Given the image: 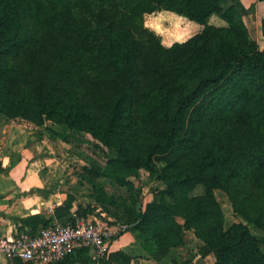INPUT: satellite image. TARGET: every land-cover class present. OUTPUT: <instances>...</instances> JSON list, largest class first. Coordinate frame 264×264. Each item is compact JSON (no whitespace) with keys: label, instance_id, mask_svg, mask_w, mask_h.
I'll list each match as a JSON object with an SVG mask.
<instances>
[{"label":"trees","instance_id":"1","mask_svg":"<svg viewBox=\"0 0 264 264\" xmlns=\"http://www.w3.org/2000/svg\"><path fill=\"white\" fill-rule=\"evenodd\" d=\"M231 1L224 9L228 0H0V123L50 122L115 152L104 167L77 173L94 207L69 191L53 217L20 219L18 230L34 235L70 222L74 205L84 218L97 206L126 227L112 240L131 231L157 264H189L172 254L189 231L213 264H264V237L243 223L225 229L214 196L224 192L234 213L264 232V48ZM159 12L202 29L165 47L144 27V16ZM213 16L225 26L210 25ZM261 30L264 40V20ZM141 170L164 186L146 204L109 197L99 181L132 192ZM198 186L203 194L190 196ZM89 251L58 264H91ZM131 260L118 251L105 264Z\"/></svg>","mask_w":264,"mask_h":264},{"label":"crops","instance_id":"2","mask_svg":"<svg viewBox=\"0 0 264 264\" xmlns=\"http://www.w3.org/2000/svg\"><path fill=\"white\" fill-rule=\"evenodd\" d=\"M255 0H244L245 4L254 3ZM255 7L262 9V2L256 1ZM174 15L172 13H167ZM194 26L193 31L202 29V26L189 22ZM198 27V28H197ZM201 30H199L200 32ZM192 34V30L186 32ZM165 42L169 47L175 39L170 35H165ZM178 41V40H175ZM56 142L43 128L32 125H10L9 128H0V165L2 169H7L12 159L19 161L15 167L5 173H0V236L12 237L21 226L20 219L29 216L39 215L42 219H50L54 216L55 208L62 205L66 199V194L73 189V182L61 180L55 174H45V169H49L54 160L52 155L55 152ZM87 165V164H86ZM85 166V165H84ZM77 183V182H76ZM82 186V185H81ZM90 194V192H88ZM88 194V195H89ZM90 199V198H89ZM82 203L77 199V203ZM82 204L95 206L90 199ZM96 211L88 215L89 220L97 221L100 226L113 229L112 218L107 213L101 211L96 206ZM77 210L73 206L71 213ZM201 246L192 231L185 233V245L172 250L173 253L181 254L188 251L192 246ZM124 252L131 256L130 264H157L147 254L144 246L139 242L131 231L122 233L117 239L111 241L110 253ZM90 256V251H89ZM185 260L183 258L181 262ZM213 264L214 258L209 255L201 257L194 252L193 264ZM0 264H29L21 260H8L0 255ZM79 264V263H72Z\"/></svg>","mask_w":264,"mask_h":264},{"label":"rangeland","instance_id":"3","mask_svg":"<svg viewBox=\"0 0 264 264\" xmlns=\"http://www.w3.org/2000/svg\"><path fill=\"white\" fill-rule=\"evenodd\" d=\"M244 0H239L240 6L247 11V14H242V20L246 25L251 38L258 44L260 49L264 48V40L262 36L261 24L264 20V0H259L262 2V9H257L255 3L245 4ZM234 4L233 1L228 0L223 4V8L226 9L230 5ZM241 12V11H240ZM168 12H159L151 15L144 16V27L149 31L155 33L159 38L163 46H167L165 42V35H170L175 40L174 42H184L191 38L193 35L199 33L198 31H193L192 25H189V21L183 17L177 15L167 14ZM209 24L215 27H223L225 23L217 16H213L209 20ZM198 28V27H197ZM192 30V34L188 35L186 32ZM28 125L27 122L16 121L10 123H0V128H9L10 125ZM32 125V124H29ZM34 126V125H32ZM38 128V127H37ZM43 128L47 133L48 130L54 129V131L61 132L67 135L69 141L67 143L62 142L60 139L55 140V152L52 155L50 168L45 169V174H55L64 182L68 179L73 182V189L77 192V199L84 203L90 201L88 197L89 187L84 185H77V173L80 168L86 164L92 162L97 163L101 167H104L107 160L114 157L115 152L111 149L103 147L97 141L92 139L90 135L87 134H74L68 131L65 127H56L50 122H45ZM104 186L106 193L109 197L117 198L121 197L128 199L130 196H139L142 199L144 204L150 202L152 199V194L154 191L163 188L164 186L160 182H153L150 180L149 174L145 171H140L139 175L136 178H132L133 191L129 192L126 188L120 187L118 185H112L107 182L105 179L99 180ZM204 192L202 186H198L190 196L201 195ZM215 199L220 206L223 216H224V228L227 229L234 223H243L247 225L249 231L252 235L262 239L264 237V232L256 229L252 225L248 224L242 217L234 213L233 207L227 197V195L220 191H214ZM113 220V219H112ZM113 222V221H112ZM199 247L197 245L192 246L188 251H184L181 254L173 253V257L181 262H189L193 264L194 252H197ZM264 250V245L262 246ZM207 264V263H206Z\"/></svg>","mask_w":264,"mask_h":264},{"label":"built area","instance_id":"4","mask_svg":"<svg viewBox=\"0 0 264 264\" xmlns=\"http://www.w3.org/2000/svg\"><path fill=\"white\" fill-rule=\"evenodd\" d=\"M125 230V226L104 228L72 213L70 222L54 220L34 235L23 229L12 237L0 236V255L29 264H58L78 250L89 249L91 264H105L112 238Z\"/></svg>","mask_w":264,"mask_h":264}]
</instances>
